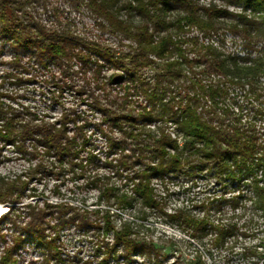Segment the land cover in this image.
Listing matches in <instances>:
<instances>
[{
  "label": "trees",
  "instance_id": "1",
  "mask_svg": "<svg viewBox=\"0 0 264 264\" xmlns=\"http://www.w3.org/2000/svg\"><path fill=\"white\" fill-rule=\"evenodd\" d=\"M234 1L243 6V13L211 3L203 5L200 0H65L73 11L86 8L103 32L119 38L115 47L81 35L73 20L52 0H0V38L19 52H29L35 64L56 66L66 87L73 88L75 78L81 79L83 86H75L76 92L100 112L102 122L97 124V131L105 138L109 153L118 155L106 158L105 165L123 178L126 186L131 185L132 192L115 182L103 183L105 176H95L91 184L101 190L107 203L114 199L119 209H125L139 201L145 208L160 209L153 178L162 180L169 173L182 171L189 165L191 158L186 152L190 150L200 166L213 165L219 175L233 182L248 181L252 205L264 218V139L256 122L243 120L231 103L239 97L238 91H244L264 104V0ZM39 8L50 23L39 16ZM248 9L263 16H250ZM122 10L128 12L126 19L120 16ZM133 13L141 20L137 25L129 18ZM223 28L241 34L248 45L261 43L263 52L255 58L225 54L213 42L188 36L196 30L207 39ZM123 40L131 43L124 44ZM12 65L24 67L19 53ZM106 69L113 71L108 77L103 75ZM148 70L153 71L151 76H147ZM114 85L120 89L116 94L111 92ZM57 87L63 88L59 83ZM135 94L144 97L147 104L134 106L131 96ZM263 110L258 108L256 114L262 116ZM21 113L0 101V139L4 143L25 153L29 152L26 142L32 141L36 145L29 153L39 156L38 146L42 147L61 169L67 165L73 173L79 169L80 175H85L86 167L96 160L93 152L89 158H80L81 150L91 146L85 133L88 122L77 123L70 136L67 123L70 119L75 122L80 117L77 113L74 117L72 112L63 115L59 127L37 116L24 120ZM153 122L173 123L182 133L183 144L167 132L166 126L157 127L155 132L147 128ZM115 130L123 138L115 136ZM27 187L28 182L20 178L2 180L0 204L19 203ZM237 205L238 201L234 207ZM202 207L206 208L204 204ZM24 208L28 220L22 227L19 213L0 218L3 240L6 234L2 225L8 218L19 230L13 235L14 244L4 248L2 264H18L14 255L26 243L54 249V256L60 257L57 243L69 225L98 231V251L104 253L101 264L121 258L132 261L137 254L157 259L162 255L155 244L138 238L133 222L125 221L118 227L113 209L89 211L68 203H47L44 208L28 203ZM174 218L194 239L201 240L214 230L216 246L237 231V224H215L208 216L192 212H179ZM204 254L198 251L188 264H207Z\"/></svg>",
  "mask_w": 264,
  "mask_h": 264
},
{
  "label": "rangeland",
  "instance_id": "2",
  "mask_svg": "<svg viewBox=\"0 0 264 264\" xmlns=\"http://www.w3.org/2000/svg\"><path fill=\"white\" fill-rule=\"evenodd\" d=\"M52 2L65 17L68 16L73 20L75 28L81 35L92 36L115 47L119 45V38L103 32L86 8L78 12L69 9L65 0H52ZM200 2L203 5L215 4L236 14L244 12L243 6L234 0H200ZM37 11L44 22L50 23L48 15L42 8ZM246 13L250 16H263L258 12L254 14L250 9ZM127 15L126 10L120 12L122 19H126ZM129 18L134 25L141 22L135 13ZM192 32L188 36L196 35L205 43L213 42L225 54L249 55L255 58L263 52L261 43L248 45L241 34H234L227 28L221 29L207 39L196 30ZM123 43L131 42L123 40ZM17 53L20 54L23 68L12 65ZM34 59L30 57L29 52H19L0 38V101L6 107L11 106L22 111L24 120L29 119L30 116H37L38 120L54 123L56 127L60 126L63 115L72 112L71 116L74 117V114H79L80 117L75 122L73 119L68 121V134L72 136L77 125L88 122L85 133L91 146L81 150L80 158H89L93 152L96 160L86 167L85 175L81 176L79 169L76 171L77 174L70 171L67 165L61 169L57 162H54V156L46 155L42 147L38 146L39 156L29 153L36 145L32 141L26 142L29 152L21 153L15 145L4 143L0 139V182L18 178L28 182V187L19 203L0 204L8 209L1 217H14L19 213L22 218L18 219V224L24 226L28 220L24 205L28 203L41 208L47 203H68L89 211L110 208L113 209L112 216L118 227L125 221L133 222L137 227L138 238L155 244L161 249L162 255L157 259L137 254L133 256L132 261L121 258L119 261L111 260L109 264H188L198 251H205L207 264H264V218L252 205L253 194L249 192L248 181L233 182L219 175L213 165L200 166L198 157L190 150L186 152V156L191 158L189 165L187 164L182 171L169 173L162 180L158 177L153 178L157 198L162 204L160 209L145 208L139 201H135L132 207L125 209H119L114 199L107 203L106 199L101 197V190L91 184L95 176H105L103 183L115 182L129 194L132 195V192L131 185L126 186L123 178L113 174L110 167L105 165L106 158H118V155L109 153L105 138L97 131V124L102 122L100 112L82 100V98L86 99L85 96L80 97L76 92L75 86H83L81 79L75 78L76 85L73 88L66 87L63 81H60L63 78L56 66L44 67L35 64ZM112 72L106 69L103 75L108 77ZM146 72L147 76L153 74V71ZM52 75H55L56 79ZM58 83L62 85V89L57 87ZM119 90V86L116 85L111 88L113 94ZM120 94H123V91ZM238 95L237 99L231 101L234 111L240 112L243 120L255 121L264 139V110L262 116L256 114L258 108L264 109V104L244 91H238ZM131 99L137 107L147 104L144 97L137 94L132 95ZM159 126H166L167 132L173 138H179V143L183 144L182 133L173 123L165 125L162 122H153L147 128L155 132ZM115 136L123 138L118 130H115ZM196 165L200 167L194 168ZM138 168H141L140 165ZM236 201L238 205L234 207ZM203 204L206 208L202 207ZM179 212L206 215L211 222L224 226L237 224V231L234 235L227 236L225 242L219 246L213 243L214 230L208 231L201 240L194 239L190 235L191 231L174 218ZM94 218L95 216L92 215L93 220ZM2 228L6 237L5 240L0 237V257L5 247L14 244L13 235L19 231L14 229L10 218L3 223ZM100 240V234L95 229H82L76 225H69L61 231L57 243L61 252L60 257L54 256L56 250L40 248L32 243H26L14 256L18 264H101L104 253L98 251Z\"/></svg>",
  "mask_w": 264,
  "mask_h": 264
},
{
  "label": "bare ground",
  "instance_id": "3",
  "mask_svg": "<svg viewBox=\"0 0 264 264\" xmlns=\"http://www.w3.org/2000/svg\"><path fill=\"white\" fill-rule=\"evenodd\" d=\"M8 211L7 207L0 205V217Z\"/></svg>",
  "mask_w": 264,
  "mask_h": 264
}]
</instances>
